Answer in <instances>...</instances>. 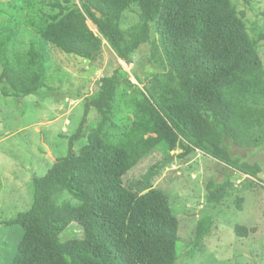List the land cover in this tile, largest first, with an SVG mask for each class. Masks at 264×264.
<instances>
[{
	"label": "trees",
	"instance_id": "16d2710c",
	"mask_svg": "<svg viewBox=\"0 0 264 264\" xmlns=\"http://www.w3.org/2000/svg\"><path fill=\"white\" fill-rule=\"evenodd\" d=\"M39 1L55 12L34 8L11 27L0 23V92L5 97L54 91L48 84L51 45L94 61L107 41L119 59L131 63L136 51L151 44L150 59L162 71L153 72L141 87L119 65L85 97L83 120L69 137L68 154L45 175L33 177L31 208L5 223L24 229L12 264H176L179 218L169 193L157 187L140 193L124 178L159 145L166 150L164 160L178 149L180 158L201 150L218 160L222 178L207 182L206 198L213 207L225 200L235 172L258 178L261 165L236 155L232 145L264 148L259 49L264 31L251 35L245 12L234 0ZM135 7L138 21L124 28L125 13ZM122 86L131 92L136 113L128 124L117 121ZM65 192L78 204L61 199ZM244 200H234L238 210ZM81 216L94 225L88 250L62 238ZM213 225L211 213L200 219L193 247ZM255 230L236 226L240 235Z\"/></svg>",
	"mask_w": 264,
	"mask_h": 264
},
{
	"label": "rangeland",
	"instance_id": "374dc122",
	"mask_svg": "<svg viewBox=\"0 0 264 264\" xmlns=\"http://www.w3.org/2000/svg\"><path fill=\"white\" fill-rule=\"evenodd\" d=\"M234 2L239 11L245 12L252 36L264 31V0H252L249 4L244 0ZM13 5L23 8L18 10ZM45 5L39 0H30V3L0 0V23L11 27L17 18L27 16L34 8L43 14L55 12ZM138 18L137 7L127 11L123 27L129 28ZM88 23L98 31L91 20ZM103 45V52L94 61L51 45L48 84L54 88L52 93L44 89L41 94L18 99L5 97L0 92V264H12L24 235L20 225L5 223L31 208L33 177L45 175L58 158L68 154L69 137L83 120L85 97L95 93L101 78L112 74L119 65L132 82L141 87L153 72L162 71L159 62L150 59L151 44L136 51L131 63L119 59L107 41ZM259 49L264 61V40ZM2 70L0 64V73ZM120 95L122 107L117 121L128 124L136 115L130 102L132 95L124 86ZM232 148L244 160L258 162L261 172L258 178L235 172L225 200L217 207L207 202V182L212 177L220 180L223 166L201 150L180 158L178 149L164 160L166 150L159 145L144 155L124 178L127 187L140 193L154 187L169 193L172 208L179 218L180 239L174 252L176 264H264V148L242 149L234 145ZM59 197L78 204L68 192ZM237 197L245 199L242 210L235 207ZM207 213L214 217L213 228L200 246L193 247L197 225ZM237 225L256 227V230L240 235L236 232ZM93 234L94 225L87 222L86 216H81L62 238L67 245L88 250Z\"/></svg>",
	"mask_w": 264,
	"mask_h": 264
},
{
	"label": "water",
	"instance_id": "95a60500",
	"mask_svg": "<svg viewBox=\"0 0 264 264\" xmlns=\"http://www.w3.org/2000/svg\"><path fill=\"white\" fill-rule=\"evenodd\" d=\"M97 15H98V17H100V16H101V13H100V12H98V14H97Z\"/></svg>",
	"mask_w": 264,
	"mask_h": 264
}]
</instances>
